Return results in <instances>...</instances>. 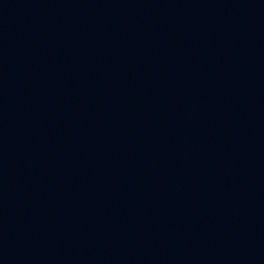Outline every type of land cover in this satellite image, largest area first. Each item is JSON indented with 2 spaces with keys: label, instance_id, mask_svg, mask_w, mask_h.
I'll return each instance as SVG.
<instances>
[{
  "label": "water",
  "instance_id": "95a60500",
  "mask_svg": "<svg viewBox=\"0 0 264 264\" xmlns=\"http://www.w3.org/2000/svg\"><path fill=\"white\" fill-rule=\"evenodd\" d=\"M0 264H264V0H0Z\"/></svg>",
  "mask_w": 264,
  "mask_h": 264
}]
</instances>
